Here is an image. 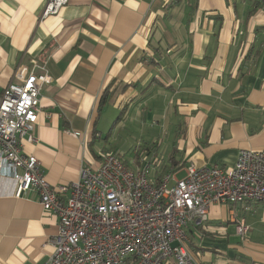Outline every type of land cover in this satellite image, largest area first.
Masks as SVG:
<instances>
[{
	"label": "crops",
	"instance_id": "0c3cea01",
	"mask_svg": "<svg viewBox=\"0 0 264 264\" xmlns=\"http://www.w3.org/2000/svg\"><path fill=\"white\" fill-rule=\"evenodd\" d=\"M45 1L0 0V92L20 65L43 62L53 78L36 141L22 139L51 185L75 181L106 151L159 181L264 149L260 0H68L40 18ZM15 187L0 176V264H48L57 218ZM186 233L197 264H264L262 203L212 204Z\"/></svg>",
	"mask_w": 264,
	"mask_h": 264
},
{
	"label": "built area",
	"instance_id": "2783aa9c",
	"mask_svg": "<svg viewBox=\"0 0 264 264\" xmlns=\"http://www.w3.org/2000/svg\"><path fill=\"white\" fill-rule=\"evenodd\" d=\"M67 2L46 0L40 18ZM13 76L0 92V176L15 179V197L35 191L56 216L48 264H197L185 246L189 224L205 223L212 204H264V149H240L232 167L188 165L181 178L167 173L159 181L148 165L129 167L106 151L97 166L82 165L75 181L51 185L22 139L36 141L42 87L53 78L43 62L20 65ZM247 231L240 220L236 233Z\"/></svg>",
	"mask_w": 264,
	"mask_h": 264
},
{
	"label": "trees",
	"instance_id": "16d2710c",
	"mask_svg": "<svg viewBox=\"0 0 264 264\" xmlns=\"http://www.w3.org/2000/svg\"><path fill=\"white\" fill-rule=\"evenodd\" d=\"M102 101H103V96H102V98H101L100 105H102Z\"/></svg>",
	"mask_w": 264,
	"mask_h": 264
}]
</instances>
